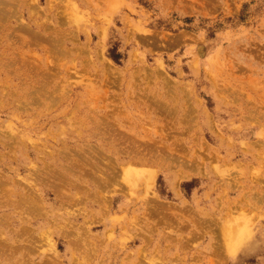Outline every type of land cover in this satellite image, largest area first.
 I'll list each match as a JSON object with an SVG mask.
<instances>
[{"label": "rangeland", "instance_id": "rangeland-1", "mask_svg": "<svg viewBox=\"0 0 264 264\" xmlns=\"http://www.w3.org/2000/svg\"><path fill=\"white\" fill-rule=\"evenodd\" d=\"M0 264H264V0H0Z\"/></svg>", "mask_w": 264, "mask_h": 264}, {"label": "bare ground", "instance_id": "bare-ground-1", "mask_svg": "<svg viewBox=\"0 0 264 264\" xmlns=\"http://www.w3.org/2000/svg\"><path fill=\"white\" fill-rule=\"evenodd\" d=\"M100 59H103L102 57L100 58ZM110 63V62H109ZM108 63V64H109ZM107 65V64H106ZM105 67H107V66H105ZM110 74H112V73H110ZM149 172V171H148ZM155 171H153V172H151V173H149V175L147 176L148 178H147V180H146V182L151 186L152 185V181H153V178H154V176H155V173H154ZM148 174V173H147ZM146 174V175H147ZM143 176H144V174H143ZM144 178V177H143ZM142 178V179H143ZM146 179V178H145ZM151 183V184H150ZM145 184H143V186H144ZM149 186V187H150ZM146 188H147V186H146ZM151 188V187H150ZM157 200V199H156ZM212 223L210 222V221H207V227L209 226L211 229H212V225H211ZM213 224H216V225H218L216 222L215 223H213ZM227 225V224H226ZM248 226V225H247ZM244 227V226H243ZM234 229V228H233ZM222 230V229H221ZM227 230V229H226ZM225 229L224 230H222V231H226ZM237 230H241V229H237ZM221 231V232H222ZM230 231V230H229ZM252 231V230H251ZM236 232V231H235ZM243 232V231H242ZM232 233V232H231ZM237 233H238V231H237ZM237 233H235V237H234V235L232 236V237H230V236H228V234H224V236H223V238H222V236H221V238L220 239H222V241L219 243V239L215 236V238H213V237H211V244H212V246H214V248H215V250L216 249H220V247H222V246H220V244L222 243V245L224 244V246H226V248H227V250H230V248H231V246L233 245V243H232V241L236 238V235L238 236L239 235V233L237 234ZM245 233V232H244ZM246 234V233H245ZM242 235V234H241ZM244 236V235H243ZM248 236V235H247ZM242 237V236H241ZM241 240V239H240ZM249 240V239H248ZM240 242V241H239ZM238 242V243H239ZM236 243V242H235ZM241 243V242H240ZM210 244V245H211ZM238 245V244H237ZM235 246V245H234ZM237 248V247H236ZM239 249V248H238ZM232 255V254H231Z\"/></svg>", "mask_w": 264, "mask_h": 264}]
</instances>
